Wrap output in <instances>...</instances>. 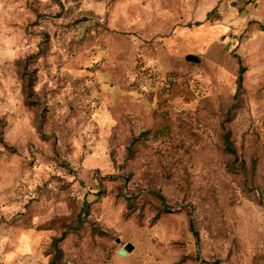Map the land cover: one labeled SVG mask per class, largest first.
Wrapping results in <instances>:
<instances>
[{"label": "rangeland", "instance_id": "374dc122", "mask_svg": "<svg viewBox=\"0 0 264 264\" xmlns=\"http://www.w3.org/2000/svg\"><path fill=\"white\" fill-rule=\"evenodd\" d=\"M53 260L264 264V0H0V264Z\"/></svg>", "mask_w": 264, "mask_h": 264}, {"label": "trees", "instance_id": "16d2710c", "mask_svg": "<svg viewBox=\"0 0 264 264\" xmlns=\"http://www.w3.org/2000/svg\"><path fill=\"white\" fill-rule=\"evenodd\" d=\"M242 73H243V67L240 66L239 67V74L237 76V90H236V92L234 94L235 96H236V93L239 91V89L242 86ZM231 111H232V108L229 109L228 113H231ZM222 139H223V144L225 146V149L231 154L236 153L235 149L232 147V144L230 142V132H229V130L224 131V133L222 135ZM52 263L54 264L55 260H53Z\"/></svg>", "mask_w": 264, "mask_h": 264}, {"label": "water", "instance_id": "95a60500", "mask_svg": "<svg viewBox=\"0 0 264 264\" xmlns=\"http://www.w3.org/2000/svg\"><path fill=\"white\" fill-rule=\"evenodd\" d=\"M185 60L186 61H193V62H196L198 59L196 56L192 55V54H187L185 56ZM116 242H119V239L117 238L116 239ZM133 248L132 244L130 243H127L125 246H124V249H119L117 250V254L121 255V256H125L127 253L126 251H131Z\"/></svg>", "mask_w": 264, "mask_h": 264}]
</instances>
